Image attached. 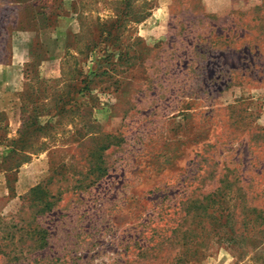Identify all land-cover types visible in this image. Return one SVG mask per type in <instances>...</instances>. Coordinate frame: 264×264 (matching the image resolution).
Masks as SVG:
<instances>
[{
    "label": "rangeland",
    "instance_id": "rangeland-1",
    "mask_svg": "<svg viewBox=\"0 0 264 264\" xmlns=\"http://www.w3.org/2000/svg\"><path fill=\"white\" fill-rule=\"evenodd\" d=\"M0 264H264V0H0Z\"/></svg>",
    "mask_w": 264,
    "mask_h": 264
}]
</instances>
